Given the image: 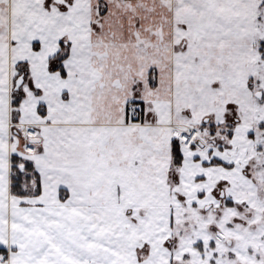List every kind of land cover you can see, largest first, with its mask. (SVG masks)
<instances>
[{
  "label": "snow or ice",
  "instance_id": "obj_1",
  "mask_svg": "<svg viewBox=\"0 0 264 264\" xmlns=\"http://www.w3.org/2000/svg\"><path fill=\"white\" fill-rule=\"evenodd\" d=\"M0 264H264V0H0Z\"/></svg>",
  "mask_w": 264,
  "mask_h": 264
}]
</instances>
